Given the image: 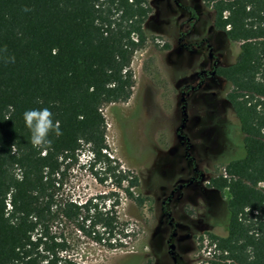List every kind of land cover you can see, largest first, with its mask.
Returning <instances> with one entry per match:
<instances>
[{
  "label": "trees",
  "instance_id": "1",
  "mask_svg": "<svg viewBox=\"0 0 264 264\" xmlns=\"http://www.w3.org/2000/svg\"><path fill=\"white\" fill-rule=\"evenodd\" d=\"M202 1L230 55L216 73L230 85L225 99L243 133L242 156L207 183L229 193L220 205L226 234L208 233L216 253L207 264H264V0ZM149 10L147 0H0V264H84L70 253L69 226L124 246L115 238L128 234L118 228L117 201L102 209L61 187L86 148L106 174L94 172L99 181L109 178L142 203L131 190L137 175L103 151L102 107L131 96L130 64L146 42ZM41 107L60 129L44 147L29 142L22 118Z\"/></svg>",
  "mask_w": 264,
  "mask_h": 264
},
{
  "label": "rangeland",
  "instance_id": "2",
  "mask_svg": "<svg viewBox=\"0 0 264 264\" xmlns=\"http://www.w3.org/2000/svg\"><path fill=\"white\" fill-rule=\"evenodd\" d=\"M147 4L146 42L130 64L131 96L102 107L107 144L103 151L120 168L137 175L138 185L131 190L142 203L127 197L109 178L99 181L97 176L106 175L102 164L81 149L67 169L61 193L79 202L92 198L102 209L117 201L118 228L128 234L115 236L124 246L109 248L106 238L97 242L74 226L66 227L70 253L80 263L206 264L216 253L208 233L226 234L220 205L229 193L215 191L207 183L227 161L242 156L243 133L225 99L229 83L207 75L206 84L197 86L198 71L216 67L201 39L206 38L218 64L230 59L225 40L213 28L212 9L202 0H147ZM190 13L194 19H189ZM186 31L190 34L178 41V33ZM182 103L186 116L184 126L177 129L184 117ZM127 183L124 180L123 187Z\"/></svg>",
  "mask_w": 264,
  "mask_h": 264
},
{
  "label": "clouds",
  "instance_id": "3",
  "mask_svg": "<svg viewBox=\"0 0 264 264\" xmlns=\"http://www.w3.org/2000/svg\"><path fill=\"white\" fill-rule=\"evenodd\" d=\"M52 117L53 114L48 107L28 108L22 113L25 126L30 132L29 142L33 146L44 147L50 145V131L57 136L60 135L58 123Z\"/></svg>",
  "mask_w": 264,
  "mask_h": 264
},
{
  "label": "flooded vegetation",
  "instance_id": "4",
  "mask_svg": "<svg viewBox=\"0 0 264 264\" xmlns=\"http://www.w3.org/2000/svg\"><path fill=\"white\" fill-rule=\"evenodd\" d=\"M190 18L194 19V15H193V13H190V15H189V19H190ZM212 19H213V15H212ZM212 26H213V24H212ZM213 28H214V26H213ZM214 29H215V28H214ZM215 30H216V29H215ZM217 31H218V30H217ZM188 34H190V31H186V33H184V32L178 33V37H177L178 41L181 40L182 37H184L185 35H188ZM201 41L205 42L206 46H207L208 49H209V51H208V57H209V59L212 60V64H213L214 66L217 67L218 63H217L216 59L213 57L212 52L210 51V50H211L210 44H209L208 42H206L207 40H206V38H204V37L201 39ZM180 45L185 46L183 42H181ZM185 47H187V45H186ZM187 49H188V47H187ZM210 54H211V55H210ZM219 64H220V63H219ZM216 67H215V69H213V70H207V69H204V68L200 69V70L198 71V73H197V78H198V80H197V86L201 87L202 85L206 84V82H207V75L210 76V77L215 76V75H216V76H219V75L216 73ZM182 97H184V96H182ZM182 97H181V100H182ZM182 101H183V100H182ZM181 110H182V109H181ZM177 129H178V127H177ZM177 135H178L181 139L183 138V135H182V134L177 133ZM180 135H181V136H180ZM178 187H181V185L178 186ZM171 193H173V190L171 191ZM166 213H167V212H166ZM167 214H168V213H167ZM169 223H170V222H169ZM174 234H175V232H173V235H174ZM170 254H171V253H170ZM171 256H172L173 260H175V255H174V257H173V255H171Z\"/></svg>",
  "mask_w": 264,
  "mask_h": 264
},
{
  "label": "water",
  "instance_id": "5",
  "mask_svg": "<svg viewBox=\"0 0 264 264\" xmlns=\"http://www.w3.org/2000/svg\"><path fill=\"white\" fill-rule=\"evenodd\" d=\"M182 100H184V97H182ZM181 109H182V113H183L184 117H183L182 123L179 125L178 129H180V128H182L184 126L183 121L185 120V116H186L185 104L184 103H182ZM169 250H170L171 255H173V257H174V244L171 243V242L169 243Z\"/></svg>",
  "mask_w": 264,
  "mask_h": 264
},
{
  "label": "built area",
  "instance_id": "6",
  "mask_svg": "<svg viewBox=\"0 0 264 264\" xmlns=\"http://www.w3.org/2000/svg\"><path fill=\"white\" fill-rule=\"evenodd\" d=\"M214 246V245H213ZM208 262H206V264H207Z\"/></svg>",
  "mask_w": 264,
  "mask_h": 264
}]
</instances>
